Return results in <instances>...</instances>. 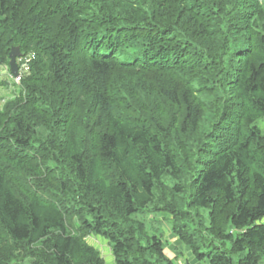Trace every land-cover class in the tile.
<instances>
[{
    "label": "trees",
    "instance_id": "1",
    "mask_svg": "<svg viewBox=\"0 0 264 264\" xmlns=\"http://www.w3.org/2000/svg\"><path fill=\"white\" fill-rule=\"evenodd\" d=\"M0 264L264 260V0H0ZM10 76V73H9Z\"/></svg>",
    "mask_w": 264,
    "mask_h": 264
},
{
    "label": "rangeland",
    "instance_id": "2",
    "mask_svg": "<svg viewBox=\"0 0 264 264\" xmlns=\"http://www.w3.org/2000/svg\"><path fill=\"white\" fill-rule=\"evenodd\" d=\"M13 81L17 83L16 80H13L9 76L8 68L1 67L0 66V105L8 100L13 98L15 95V92H17L14 88ZM164 213H158V214H149L146 215V222L150 230H154L156 228L157 233H161V238L165 244L166 247V253L169 257L176 256V260L179 261V264L190 263V264H207L206 261H200L195 259L194 255L187 249V247L184 244H181L178 241V238L171 232L170 226L168 221L165 219ZM106 240V241H105ZM87 241L89 243H92L97 247L100 252L106 249V246L108 245V240L102 236L97 235H90L87 238ZM98 243H103L98 244ZM103 246H105L103 248ZM23 264H28V260H25ZM261 264H264V260Z\"/></svg>",
    "mask_w": 264,
    "mask_h": 264
},
{
    "label": "water",
    "instance_id": "3",
    "mask_svg": "<svg viewBox=\"0 0 264 264\" xmlns=\"http://www.w3.org/2000/svg\"><path fill=\"white\" fill-rule=\"evenodd\" d=\"M21 55V52L19 50L18 46H12L10 51H9V66H10V71L14 76H17V70L18 66L16 64V58Z\"/></svg>",
    "mask_w": 264,
    "mask_h": 264
},
{
    "label": "crops",
    "instance_id": "4",
    "mask_svg": "<svg viewBox=\"0 0 264 264\" xmlns=\"http://www.w3.org/2000/svg\"><path fill=\"white\" fill-rule=\"evenodd\" d=\"M106 241V240H105ZM91 245H93V246H95L94 244H92V243H90ZM98 244H103V243H98ZM105 246H103V248H104ZM106 249L107 250H103V252L101 251L100 252V254H101V256H102V258H103V260H104V264H115V262H114V258H113V255H112V253H111V249H110V246H109V243H108V245L106 246ZM184 264H190L189 262L188 263H184Z\"/></svg>",
    "mask_w": 264,
    "mask_h": 264
},
{
    "label": "built area",
    "instance_id": "5",
    "mask_svg": "<svg viewBox=\"0 0 264 264\" xmlns=\"http://www.w3.org/2000/svg\"><path fill=\"white\" fill-rule=\"evenodd\" d=\"M19 76H20V75L16 76L14 79L18 81V80H19Z\"/></svg>",
    "mask_w": 264,
    "mask_h": 264
}]
</instances>
